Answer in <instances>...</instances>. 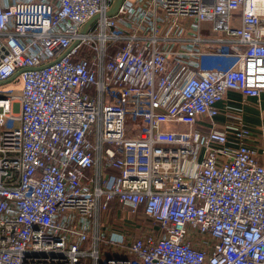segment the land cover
<instances>
[{
    "label": "built area",
    "instance_id": "2783aa9c",
    "mask_svg": "<svg viewBox=\"0 0 264 264\" xmlns=\"http://www.w3.org/2000/svg\"><path fill=\"white\" fill-rule=\"evenodd\" d=\"M114 2L0 0V264H264V0Z\"/></svg>",
    "mask_w": 264,
    "mask_h": 264
},
{
    "label": "crops",
    "instance_id": "0c3cea01",
    "mask_svg": "<svg viewBox=\"0 0 264 264\" xmlns=\"http://www.w3.org/2000/svg\"><path fill=\"white\" fill-rule=\"evenodd\" d=\"M219 113L215 121L221 125L231 116L240 117L252 128L251 137L247 140L260 152L264 151V91L258 97L227 90L224 98L218 103Z\"/></svg>",
    "mask_w": 264,
    "mask_h": 264
},
{
    "label": "rangeland",
    "instance_id": "374dc122",
    "mask_svg": "<svg viewBox=\"0 0 264 264\" xmlns=\"http://www.w3.org/2000/svg\"><path fill=\"white\" fill-rule=\"evenodd\" d=\"M19 85L18 80L5 82L0 84V90H8L10 86L17 87ZM103 222H105L104 224L106 225H115L114 227H118L119 229L122 228L133 234H140L144 229L153 225L141 210L133 214L127 208H118L114 205L111 207V211L104 215Z\"/></svg>",
    "mask_w": 264,
    "mask_h": 264
},
{
    "label": "water",
    "instance_id": "95a60500",
    "mask_svg": "<svg viewBox=\"0 0 264 264\" xmlns=\"http://www.w3.org/2000/svg\"><path fill=\"white\" fill-rule=\"evenodd\" d=\"M121 0H115L112 9L109 11V14H112L115 12L116 8L118 7ZM95 18V17H94ZM94 18L90 19L85 25L82 27V30L85 32L88 28V26L93 22Z\"/></svg>",
    "mask_w": 264,
    "mask_h": 264
}]
</instances>
